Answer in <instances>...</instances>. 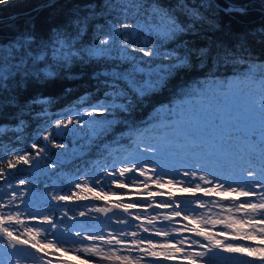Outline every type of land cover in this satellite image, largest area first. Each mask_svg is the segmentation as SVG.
Returning <instances> with one entry per match:
<instances>
[{
    "label": "trees",
    "instance_id": "1",
    "mask_svg": "<svg viewBox=\"0 0 264 264\" xmlns=\"http://www.w3.org/2000/svg\"><path fill=\"white\" fill-rule=\"evenodd\" d=\"M140 1L146 7L153 3L166 9L185 29L171 39L150 38L152 41L148 42L157 43L159 58L155 55L146 59L142 52L134 51L133 57L144 58L140 64L147 60L150 66L157 64L156 73L149 66L126 73L129 63L126 60L103 54L89 58L85 51L107 35L106 25L120 26L124 18L120 0H0V69L6 76L0 82V213L9 208L20 212L46 208L47 215L39 210L40 219L47 217L55 221V227L56 223L69 227L63 213L91 219L97 204L103 201L88 189L78 188L77 179L92 182L119 198L130 197L128 190L112 183L114 177L107 175L106 166L123 148L136 142L135 133L147 129L146 124L158 106L182 98L209 77L226 78L250 62H264V0ZM205 3L209 7H202ZM185 4L194 6L202 18L189 16ZM81 28H85L82 34ZM24 36L31 37L30 43L25 48L14 49L12 46ZM58 41L68 46L62 47ZM201 49H206L203 57L198 55ZM27 52L40 59L26 57ZM225 52L229 53L226 58ZM70 53L76 55L64 66L67 63L64 57ZM177 57L186 58L188 66L170 67ZM21 59L27 62L21 65ZM48 71L55 75L45 76ZM146 73L151 74L150 81L142 82L139 87L150 88L159 76L165 77L164 83L140 96L133 91L136 83L133 79L144 80ZM83 105L110 109V113L102 116H112L115 122L104 134L93 135L84 127L82 135L72 136L71 120L68 134L56 135L54 124L58 117L67 121L65 114ZM47 132L52 133L50 140L83 147L75 156L65 158L59 168H46L45 161L57 162L62 150L61 146L55 147V142L44 141ZM33 144L37 147L33 148ZM40 148L44 149L43 154L35 160L33 157ZM17 155H27L30 162L17 163ZM9 161L14 167H8ZM59 169L65 176L57 172ZM62 195L69 199L59 200ZM35 200L42 203L35 204ZM112 214L119 216L110 223L116 233L137 232L154 241L164 237L156 235L152 228L145 232L132 219L123 223L125 214ZM207 260L223 264L214 256H207Z\"/></svg>",
    "mask_w": 264,
    "mask_h": 264
},
{
    "label": "rangeland",
    "instance_id": "2",
    "mask_svg": "<svg viewBox=\"0 0 264 264\" xmlns=\"http://www.w3.org/2000/svg\"><path fill=\"white\" fill-rule=\"evenodd\" d=\"M120 1L124 14L121 24H131L133 29L137 30L134 39L135 46L137 48L147 46V48L156 52V58L161 57L159 54L160 51L156 47L157 43H150L148 41H152L150 38H162L159 33L167 29L168 17H170L169 14L164 16V13H167L166 9L153 3L146 7L140 0ZM185 6L197 11L194 6L187 4H185ZM144 7L147 9H144ZM116 27L119 28L120 26L116 25ZM148 33H151L152 36L147 37ZM120 38L122 39L120 40ZM124 39L125 35L122 34L116 37L112 44L101 46L106 48L103 55L118 56L122 60L129 62L126 64V73L132 74L134 71L144 70L148 66L154 73L159 71L157 64L153 66L149 65V60H147V63L144 65L140 64V60L144 58L133 57L134 51H132V44L126 50L127 55H125L123 45L119 42H123ZM59 50L65 52L63 49ZM155 55L144 57L146 59H152ZM165 58H167V56ZM112 71L115 72L117 69H113ZM150 75V73H146L145 79H141L139 82L133 79V81L136 82L135 86H140L142 82L147 84L150 81ZM262 107H264V62H250L247 67L238 70L236 73L226 78L209 77L202 82L200 87H193L191 92L187 93L182 98L174 99L171 103H164L158 106L156 113H154V117L146 124L147 129L136 132V142L128 146V148H136L133 157L142 160L143 157L146 156L151 160L148 162L149 165H146L147 163L143 164V168H147V170L137 167V172L139 171L140 173L141 170H143L146 176L150 178L149 180L151 181H148L147 184H151V186L148 187V189L156 194L160 192L167 194V198L165 197L163 200L168 205H173V201L181 205L179 206L182 207L180 212L185 218L187 217L186 219H188V222H184L183 224L172 222L162 226L163 229H169L171 227H168V225H171L173 227H178L180 231L183 232L175 236L171 241L180 238H186L189 244L191 241H197V243L191 245V247H188V244L184 245V249L185 252L190 253L204 252L205 255L199 260V264H216L207 260V256H214L223 264H231L235 260L239 261V264H246L247 261H256V258L247 256L244 253L225 252L222 247H215L209 240L204 239L203 236H196V231L205 232L212 237H217L225 243H232L234 245L244 244L252 245L253 247H264V243L261 242V235H256L254 238H244L242 240L233 237V231L240 232L241 234L251 232L252 230L247 224L243 226L236 225L234 228L224 230V233L221 232L223 228L221 223H217L215 226L212 224V220L216 218L217 214L224 216L225 213L228 212L231 202H239L247 198L237 196L235 193L226 195L219 190L204 198H198V200L192 198L191 195H183L185 194L183 191H177L175 193L177 196L175 197L170 192L172 190H181L175 188L184 185L182 183L184 179L180 178L181 183L178 184L176 181L179 180L175 175L179 174L185 177V180L187 182L190 180L188 183H192L193 185L196 184L195 181L197 179L194 180L190 176L184 175L185 172H195L197 177L203 175L212 180L211 185L204 184L202 181L200 182V189L203 194L205 190L213 188L216 184H222L225 188L229 186L246 187L248 190L257 194L254 199L258 200L259 193L264 192V188L261 187V185L264 184V118L261 117ZM89 112H91V115L87 114ZM95 112H100V114H95ZM110 112V109H105L99 105H83L68 111L65 114L66 118L73 120V128L69 134L72 136L79 135L83 133L84 127L93 135L104 134L107 128H110L115 122L112 116H102L103 113ZM66 133L67 131L64 130L62 134ZM45 134L46 133H44V135ZM149 138L152 139L148 140ZM51 142L60 145L62 150H60L61 155L57 162L52 163L45 161V163H47L45 165L46 168H59L62 165L61 162L64 161L65 158L70 155L75 156L83 147L75 144H62V142H56L54 140H51ZM124 150L125 149H122V151ZM40 154H43V152H40ZM38 157V155H35L33 158L36 160ZM145 165L146 167H144ZM161 165L163 168L166 167L167 170L169 168L171 172L162 171L160 169ZM153 170H155L156 175H153ZM59 171L60 175L65 176L66 173L63 170H57V172ZM250 173L252 175H249ZM156 176H162L165 180H162L161 183H156ZM141 178L144 181L146 179L145 176H140V178H133L131 180L135 181L134 184H140ZM170 180L172 183H169ZM86 183L91 190L83 187L85 184L84 182L80 183L82 189H88L89 192H92L91 195H98L102 199L108 198L109 193L107 191L92 182ZM160 186H163V188ZM199 200H203L202 205L198 206V209H195L194 201L200 202ZM213 200L219 201L227 207L222 210L220 207L213 206L210 204ZM106 201L105 203H98L97 205L107 204ZM41 203L42 202L35 200V204ZM203 203H207L208 207H204ZM175 208L177 209V207L173 206L170 211H176ZM200 212L205 215V217L203 216L202 218ZM1 213H6L13 217L10 229L13 234L29 241L28 238L31 237L30 235L23 234V231L14 229L18 225L15 223V218L18 216L20 220L22 215L19 210L9 208ZM39 213L34 211L33 217L38 216ZM43 213L45 215L48 214L46 211ZM59 213L60 212H57L58 215ZM87 214L90 215V211H88ZM141 215L143 218H138L140 220V225L149 228L148 224H151L152 227L153 223H149L150 219L148 218L150 213L143 211ZM234 215L239 217L241 214L235 213ZM104 216V219H106L104 223L98 222L94 223V225L90 224V226L93 227H91L93 231L85 229L83 231L88 235H84H103L105 239H108L109 233H111L112 236H119L125 241V243L121 245H116V248H132L129 244L130 239H132L130 236H125L123 234L118 235L114 228L109 227L110 223L108 224L107 221L111 222L114 215L108 213ZM206 216L211 218V221H209ZM67 217L71 218L73 216L67 213ZM37 222L38 221H27L26 225L46 230L44 235L47 239L53 241L54 244L56 241H60V244L45 247L43 243H38L36 247L29 249L26 247L23 248V246L17 245L16 242L13 241L10 244L9 238L0 234V264H96V261L99 260V257H89L85 259L83 253L78 255L75 251L64 250H74L93 244L102 245L101 241L99 243L91 240L79 242L75 239L73 236H80L82 229L81 231L74 230L72 234L68 232L70 235L66 234L64 229H61L62 233L60 235V228L57 227L54 236H61V238L57 240L52 239V233H50L52 232V225L48 227L45 223L42 224ZM154 225L156 228L160 229L159 225H161V223L156 221ZM79 226L84 227L81 224ZM257 226L264 227V225ZM187 229H191V231ZM37 239L39 238L31 237L30 242L32 244L36 243ZM163 240H168V237H163L159 241ZM12 244H15V247H13ZM201 244L205 247L201 248ZM143 247L148 248L147 244L143 245ZM167 247L171 249L180 247V245L169 243ZM209 248H211V251H209ZM133 255H135V253H133ZM149 259H160L162 261L163 256L161 255L159 258L149 257ZM184 260L182 254L176 253L173 258L164 261L163 264H189V262H185ZM101 264H112V262L102 261ZM256 264H259V261H256Z\"/></svg>",
    "mask_w": 264,
    "mask_h": 264
},
{
    "label": "snow or ice",
    "instance_id": "3",
    "mask_svg": "<svg viewBox=\"0 0 264 264\" xmlns=\"http://www.w3.org/2000/svg\"><path fill=\"white\" fill-rule=\"evenodd\" d=\"M202 7H209L208 4H203ZM189 16H191L193 19H201V15L199 12H197L194 9H186ZM164 16H167V13H164ZM85 28L87 26V20L84 21ZM85 28L80 29V33L82 34L85 31ZM103 30V29H101ZM107 35L104 36L102 39H100L97 42V45L92 46L88 49H85V51L88 54L89 58H95L101 56L105 51V47L101 46H108L112 44L116 37L121 36L122 34L125 35V39L123 40V49L125 50L124 54L127 55V49L130 44H132V51H139L142 52L144 56L151 57L156 54V52L152 49L147 48V46L137 48L134 44V39L136 35V29H133V26L128 23H123L120 25L119 28L116 27L115 24H108L106 25ZM185 31L184 28H182L178 23H176L174 17H168V27L165 31H162L159 33V35L167 40L171 39L180 32ZM31 41L30 36H24L21 38L20 41L17 42V44L13 45L12 47L14 49L16 48H25ZM62 47L68 46L65 44L64 41H58ZM191 52V50H190ZM206 54V49H201L198 53L199 56L203 57ZM72 55H76L75 53L66 54L64 59L67 62L64 66H68L70 63V58ZM229 55V53L225 52L224 56L225 58ZM26 57H30L33 60L40 59L39 56L32 57L31 52L26 53ZM27 62V59H21L20 64L23 65ZM181 66H188L187 65V59L186 58H180L177 57L176 63L173 65H170V67H181ZM55 73L48 71L45 72V76H53ZM122 77H115V79H120ZM6 79V76L4 75L3 69H0V82ZM165 77L159 76L157 77L156 81L152 83L150 88L145 89L139 86H134L133 91L136 92V94L143 96L148 91H154L161 87L164 83ZM116 95H120V93H116ZM36 103H42V101H34ZM88 115H91V112L87 113ZM261 117L264 118V107L261 109ZM71 120H65L61 119L59 122L55 124V128L59 129L61 127H67L68 124H71ZM23 124V121H21V125ZM58 134V133H57ZM52 136L51 132H47L43 139L45 141L51 142L50 137ZM33 148H36L37 146L35 144L32 145ZM55 147H60V145H55ZM44 149L40 148L36 155H39L40 152H43ZM15 160L17 163H24L28 164L29 157L27 155H17L15 156ZM8 167L12 168L14 165L11 161L8 163ZM119 176L124 177L125 181H129L132 183H135V181H132L128 176H126V173L133 172L134 167H121L119 168ZM2 174V173H0ZM108 176H114L115 172H109L107 173ZM141 176H145V184L150 179L146 176V173L141 170L140 172ZM153 175H156L155 170H153ZM184 175L190 176L192 179H198L199 181H202L204 184L211 185L212 180L206 178L205 176L201 175L197 177L195 172H185ZM249 175H252L251 173ZM163 177L162 176H156V183H161ZM99 182V181H97ZM177 183H181L180 181H176ZM112 183H117V181L114 179ZM169 183H172L170 180ZM118 186L123 187L124 181H120L118 183ZM77 187H81L80 184H77ZM83 187L89 188L88 184L85 183ZM191 187H195L196 189L201 188V184L198 182L195 185H184V189L188 190ZM262 188H264V184L261 185ZM220 191L226 195H230L232 193H235L237 196H242L247 199L241 200L239 202L233 201L231 202V205L229 207L228 212L225 213L224 216H221L220 214H217L216 218L212 220L213 226H215L217 223H221L223 225V228L221 229V232L224 233V230L234 228L236 225L243 226L244 224H247L248 227L252 230L251 232H245L241 234L240 232L233 231L232 235L236 239H244V238H254L256 235H261L262 240L261 242L264 243V227H258L257 225H264V192L259 193V199L255 200L256 193L248 190L246 187H232L229 186L225 188L222 184H216L213 188H210L208 190L204 191V195L208 196L212 194L213 192ZM56 198V197H54ZM59 200H66L69 199L67 196H59ZM194 203H197L198 206L201 205L202 202L194 201ZM211 204L213 206L220 207L222 210L225 209L224 204H221L219 201H211ZM136 204L128 203L126 205H117V207H123L124 210L127 212V209L135 207ZM165 206H174L179 207L180 205L176 203V201H173V205H165ZM204 207H208L207 203H203ZM235 213H240L241 215L239 217L235 216ZM129 215H132L129 213ZM181 213L179 211H173L172 216H180ZM201 217L203 218V214H201ZM135 218H139V214L137 213ZM187 218V217H186ZM227 218V219H226ZM13 222V217L11 215H8L6 213H0V234H3V236L9 238V243L13 240H15L16 244L21 243H28L27 240L21 241L18 237H16L11 229V224ZM123 223H127L126 220L122 221ZM15 223L19 224L21 223L19 220V217L17 216L15 218ZM41 223H47L49 225H52V227H55L52 220L45 217ZM151 223V221H149ZM137 227H143V230L145 232H149L150 229L147 227H144L143 225H137ZM24 233L30 235L31 237H38L39 239L36 240V243L32 244V247H36V244L43 243L45 247L52 245L56 246L60 244V241H56L55 244L53 241L48 240L47 237L44 235V232L46 230H43L39 227L35 226H28L23 225ZM152 229L154 230L156 235H163L165 237H169L173 235V232H178L179 230L173 229L172 231H166L161 230L155 227L153 224ZM188 231H191V229H187ZM125 236H131L132 239L130 243L134 245L135 247L132 248H116V245H121L125 243L123 239H121L119 236H112L111 233H109V238L105 239L103 235H93V236H85L83 239L85 240H92V241H101L102 245H90V246H84L76 249H64L65 251H75L78 255L80 253L84 254V258L87 259L89 257H99V260L96 261V264H101L102 261H110L112 264H163L164 261H167L175 256L176 253L182 254L183 259L187 260L189 264H199V260H201L205 253L204 252H198V253H190L185 252L184 245L188 244V247H191V245L196 244L197 241H191L189 244L186 238H180L176 239L174 241L170 240H163V241H154L150 238H145L142 236H139L137 232H125ZM196 236H203L204 239L209 240L211 244H213L215 247H222L223 251L228 253H244L247 256H252L256 258V261H259V264H264V247H253L252 245H234L232 243H225L224 241L219 240L217 237H212L208 235L205 232L202 231H196ZM147 243L150 247L144 248L143 245ZM169 243H174L180 245V247H174L169 249L167 245ZM159 245V247H157ZM13 247H15V244H12ZM106 246V247H105ZM201 248L205 247L203 244L200 245ZM209 251H211V248H209ZM135 253V255H133ZM163 256V260L160 259H149V257L159 258L160 256ZM256 261H247L246 264H256Z\"/></svg>",
    "mask_w": 264,
    "mask_h": 264
},
{
    "label": "water",
    "instance_id": "4",
    "mask_svg": "<svg viewBox=\"0 0 264 264\" xmlns=\"http://www.w3.org/2000/svg\"><path fill=\"white\" fill-rule=\"evenodd\" d=\"M57 122H59V121H57ZM57 122H55V124ZM55 124H54V131H55L56 135H60L65 129H68V131H70V128H71L70 125H68L67 127H61L59 129H56L55 128ZM85 151H83L81 153H84ZM118 210L125 211L123 207H117V204H115V203H111V204H109V206H100V207H98V211L101 212L102 214H106L108 211H118ZM20 240L24 241L22 239H20Z\"/></svg>",
    "mask_w": 264,
    "mask_h": 264
},
{
    "label": "built area",
    "instance_id": "5",
    "mask_svg": "<svg viewBox=\"0 0 264 264\" xmlns=\"http://www.w3.org/2000/svg\"><path fill=\"white\" fill-rule=\"evenodd\" d=\"M123 179L125 180L124 177H123ZM125 182H126V181H125ZM125 184L128 185V186H129V185H130V186L133 185V184H132L131 182H129V181H127V183H125Z\"/></svg>",
    "mask_w": 264,
    "mask_h": 264
}]
</instances>
